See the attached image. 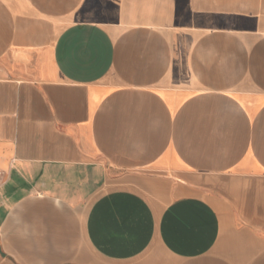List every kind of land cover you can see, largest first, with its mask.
I'll return each instance as SVG.
<instances>
[{"label": "crops", "instance_id": "0c3cea01", "mask_svg": "<svg viewBox=\"0 0 264 264\" xmlns=\"http://www.w3.org/2000/svg\"><path fill=\"white\" fill-rule=\"evenodd\" d=\"M0 264H264V0H0Z\"/></svg>", "mask_w": 264, "mask_h": 264}, {"label": "built area", "instance_id": "2783aa9c", "mask_svg": "<svg viewBox=\"0 0 264 264\" xmlns=\"http://www.w3.org/2000/svg\"><path fill=\"white\" fill-rule=\"evenodd\" d=\"M3 176V173L0 171V187L4 184Z\"/></svg>", "mask_w": 264, "mask_h": 264}]
</instances>
